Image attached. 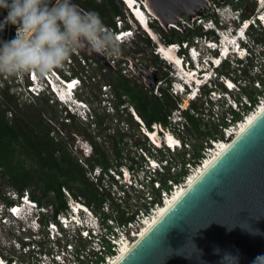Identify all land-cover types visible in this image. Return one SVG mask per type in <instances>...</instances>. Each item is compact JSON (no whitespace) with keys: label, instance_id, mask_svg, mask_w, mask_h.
<instances>
[{"label":"built area","instance_id":"built-area-1","mask_svg":"<svg viewBox=\"0 0 264 264\" xmlns=\"http://www.w3.org/2000/svg\"><path fill=\"white\" fill-rule=\"evenodd\" d=\"M121 1L127 5L126 8L130 12L128 13L136 17L127 1ZM132 1L140 7L139 0ZM236 2L238 0H227V2L225 0L224 3L210 0L208 6L211 17L206 18L207 14L203 13L192 21L183 22V27L202 26L203 34L195 35L192 40L166 43L152 28L150 29L152 34L147 31L154 44L152 47L154 53L167 65L166 71L170 74L167 80V93L173 97L179 95L188 98L191 103L189 106L182 107L177 102V107L172 110V119L169 120L170 115L167 117L168 124L164 126L153 122L152 133H149L141 119L137 118L135 111L130 109L139 123L141 132L153 144L151 148L156 151L166 149V157L145 156L149 169L152 170V177L148 176V181H145L147 183L144 182L147 173L143 172V177L138 181L134 179L135 175H138L135 169L127 166L122 169L119 166L124 180L127 179V188L121 189L123 195L133 186L137 188L141 185L144 197L147 198L144 199L146 205L135 209L130 216L126 217V221L120 223L118 217L106 207V203L105 207L101 206L99 210H95L81 196H74L64 187L62 191L65 207L56 212L51 203L41 204L32 198L30 188L26 187L20 191L7 185L2 190L3 198H0V264H112L121 253L124 242L132 240L139 233L141 226L166 200L173 196L176 189L187 183L189 177L204 164L205 160L215 154L217 144L235 136L240 124L244 123L248 115L258 110L264 101V93L256 94L257 98L253 101L245 92L247 84L259 90L264 88L260 80L264 77L263 72L260 71L252 76L247 75V70L258 68L257 60L252 61L255 42L264 48V41L257 42L251 34V28L244 31L245 26L249 24L250 27L263 32L264 11L243 17L242 8L238 7ZM256 2L259 9L264 7L261 0ZM215 13L217 20L212 18ZM6 14H2L0 19H3ZM116 19L120 24L116 26V30L110 29V31L115 33L120 45L123 36L122 33H117L120 30L117 31V29L122 27V21L118 17ZM4 32L8 33L10 39L11 36H15L16 28L8 25ZM208 33L213 35L209 36ZM4 37L5 34L0 36V39ZM162 47L172 50L174 59L164 58L159 51ZM262 53L264 58V51ZM73 54L78 60H83L78 51ZM72 57L73 55L68 58L66 65H73ZM130 63L132 66L135 65L131 61ZM83 64L86 65V62ZM138 68L136 65V69ZM66 73L70 74V70H66ZM235 73H238V79L234 78ZM78 75L87 79L86 74L79 72ZM162 84L163 81L159 79L153 85L154 87H151L152 93L155 95L163 93ZM72 87V79L60 75L56 70L43 78L35 73L0 75V93L6 89L22 100H35L36 97L46 96L53 102L63 105L59 100L65 99ZM221 87L224 89L220 90ZM233 93H243V96H240V99L232 97L230 94L233 95ZM200 98L205 100L208 104L207 109H211L212 113L224 107L221 121L217 118L218 123L214 125L219 127L220 137H208L201 151L202 155L197 160L195 156L189 155L184 161L174 163L171 155L176 149H183L189 142L177 133L176 136L175 133L169 132L168 125L172 123L178 128L187 127L185 111L203 120L202 110L191 107V104ZM78 102L81 105V115L87 117L88 103L85 100H78ZM172 129L175 130V127ZM159 131L162 133L161 137L158 136ZM150 134L157 136L158 143ZM168 134L175 138L177 147L168 143ZM143 162L147 163L144 158ZM112 170L108 169V172L113 177ZM163 172L174 174L175 177L178 176V179L168 178L167 184L163 185L159 179L155 178L157 174ZM120 173L118 170L116 175ZM101 175L108 176L106 173L102 174L99 168L97 176ZM132 178L134 183L131 181ZM146 184H153L152 188L156 189L158 194L153 195V192L144 186Z\"/></svg>","mask_w":264,"mask_h":264},{"label":"trees","instance_id":"trees-1","mask_svg":"<svg viewBox=\"0 0 264 264\" xmlns=\"http://www.w3.org/2000/svg\"><path fill=\"white\" fill-rule=\"evenodd\" d=\"M117 1L118 0H73L77 6L86 12H97L105 26L109 27L111 30H116L114 17L120 18L122 22L125 21V17ZM119 1L122 4V1ZM217 2H219V0H217ZM1 16L2 15H0V17ZM242 16L249 17V14L242 10ZM154 20L155 24H153L154 21L151 20L150 27L155 30L166 43L190 40L189 36L191 33L194 35L203 34L201 27L193 31L192 28L184 27L191 32L190 34H184L181 27H179V29L170 27L169 29L172 33L166 35L162 27L159 26L158 21L155 18ZM125 24L126 27L129 26L126 22ZM251 34L257 42L264 41V36L260 30L251 27ZM12 38L11 36L10 39ZM142 41L150 48L153 63L158 65L161 60L153 51L152 47L154 44L151 39L145 36ZM123 43H121L120 46ZM121 51L123 52V50ZM135 52L141 53L138 49H136ZM122 54L124 57L128 56L126 53ZM158 68L160 69L161 67L158 66ZM108 80L113 86L114 93H112V96L117 100L116 107L117 115L120 117L119 122L125 123L126 129L129 127L130 123V130L134 129L144 139L142 141L134 139L132 143L135 146L138 145L141 149H145L149 155L155 157L154 153L150 151L152 144L141 132L139 123L134 120L127 111L126 103L135 111L148 131H152L151 125L153 122L161 123L164 126L168 124L167 117L169 113L177 107V99L164 89H162L163 93H159V95L149 93L148 90L143 89V85L136 84L120 74H118L117 77L109 75ZM260 80L264 85V77L260 78ZM245 92L250 99L255 101L252 93H249L246 89ZM0 98V105L4 107L0 108L1 176L5 178V182L8 186L20 191L33 185L38 193L30 189V194L31 197L36 199L39 203H51L56 212L64 208L65 198L62 191V187H64L74 196H81L87 204L92 205L96 203V205L99 206L103 198L99 196L97 187L94 183L88 179L87 173L97 166L100 168L102 174H108L113 180L108 169L115 168V170H117V166L123 164V159L127 161L125 164L127 167L134 169L133 164L136 162L132 160V157H129V149L127 147L128 141L123 139L124 136H128L127 132L120 133V131L117 130V134L113 135V138L117 137L112 149L113 159H111L107 151L100 148L89 134L85 132V138L91 142L92 155L90 158L87 157L85 159L86 163H84L85 166H83L80 161L67 150V146L63 140L50 134L52 127L48 121L57 118V114L53 109V102L49 103L48 97H36L35 105L26 106L22 110L17 109V113H14L11 119L6 118V112L10 110L9 108L12 105L15 107L18 106L19 103L16 102V100L19 98L9 93L6 89L2 90ZM56 104L58 103L56 102ZM120 105L122 106L121 108H119ZM191 107L196 108L194 103L191 104ZM118 111H121V114H119ZM123 113H126L125 117H123ZM184 113L188 125L193 129L196 137L203 139L205 136L211 137V135L214 134L212 129L209 130L210 132L205 131L207 130L206 123L202 124L200 118L193 116L188 113V111ZM64 118L67 119L66 122H69L72 129L77 128L74 114L67 111ZM197 155H199L198 151H196L194 156ZM23 157L28 160L29 163H26L22 159ZM184 160L185 156L183 154L181 156V161ZM129 161H131V163H128ZM113 162H115V164H113ZM155 178L159 179L161 183L165 185V179L159 176ZM1 190L2 189H0V197L2 193ZM116 210L120 211L119 208H116ZM123 221H126V218L118 217V222L121 223Z\"/></svg>","mask_w":264,"mask_h":264},{"label":"water","instance_id":"water-1","mask_svg":"<svg viewBox=\"0 0 264 264\" xmlns=\"http://www.w3.org/2000/svg\"><path fill=\"white\" fill-rule=\"evenodd\" d=\"M139 1L165 29L192 21L210 2ZM225 252L238 264L264 255V111L117 264H219Z\"/></svg>","mask_w":264,"mask_h":264},{"label":"rangeland","instance_id":"rangeland-1","mask_svg":"<svg viewBox=\"0 0 264 264\" xmlns=\"http://www.w3.org/2000/svg\"><path fill=\"white\" fill-rule=\"evenodd\" d=\"M217 1V0H214ZM118 5L123 13V16L125 17V21L121 22L122 25L125 24V22L131 27L133 36L130 38L125 39L124 43L120 46L121 51L119 56L112 57L107 56L106 54H98L95 52H92L89 50V48L86 45H81L77 51L79 55L83 58V60H78L77 57L73 55V65L64 64V68H62V71L66 73V70L74 71L75 73H82L86 74L87 82H85V85L83 86L81 93L78 94L79 98L84 99L88 103V107L90 110V113L87 115V117H83L80 113H76V129H72L69 122H66L67 119L64 118L65 111L61 107V105L56 104V102H53V100L49 99V103L53 102V109L55 113L57 114V118L51 119L48 121L50 126L52 127V131L50 134H52L54 137H57L58 139H61L64 141L65 145L67 146V150L71 152V154L80 161V163L85 166L84 163L85 159L87 157L90 158L92 155V148H91V142L85 138V132L89 134V136L97 143V145L102 148L103 150L107 151L111 159H113L112 155V149L113 144L115 142V138H113V135L117 134V130L120 131V133L127 132L128 136H124L123 139L128 141V149H129V157H132V160H134L136 163L133 164V167L135 169V172L138 173V175H135L134 179H141L142 173H147V177H144V182L148 181V176L152 177V170L149 169V164L147 162V159L145 156L149 155L145 149V153L143 154V150L140 149V147L137 145L135 146L132 142L134 139L137 141L144 140L143 137H141L137 131L134 129L130 130V123L129 127L126 129L125 123L119 122V116L117 115V100L113 98L112 93L113 86L111 83H109L108 77L111 75L112 77H117L118 74L122 75L123 77H126L130 79L131 81L135 82L136 84L143 85V89L148 90L149 93H152L151 87H154L153 85L158 82L159 79L163 81L162 89H164L167 92V80L169 79V73L167 70V65L164 64L162 61L158 63V65L154 64L152 61V57L150 54V48L147 47L142 39L147 36L146 32H144L141 27L138 25L137 21L134 19L133 16H131L129 13V10L126 8V5L121 4V2L118 0ZM220 3H224L225 0H219ZM227 2V0H226ZM238 7L242 8V10L251 15L257 12H263L264 7L262 9L258 8L256 0H238L236 2ZM78 8L81 10V12H85V10L81 9L79 6ZM144 11L145 8L143 7ZM129 12V13H128ZM147 12V11H146ZM204 13L207 14L206 18L211 17V12H209V7H207L204 10ZM6 14V12L0 13V15ZM151 17V19L154 21L153 24H155L154 16L147 12V19ZM117 17H114L116 26L120 24L117 22ZM205 18V17H204ZM205 18V19H206ZM214 20H217V14L215 13L213 15ZM199 24V23H198ZM160 26V24H159ZM202 27V26H201ZM108 30L109 27L106 26ZM179 28V26H177ZM176 28V29H177ZM183 29L184 34H190L188 30H186L183 26H181ZM198 27L192 28V31L195 30ZM163 32L168 35L171 34L172 31L167 28H163ZM156 33V31H155ZM157 34V33H156ZM209 36H212L213 33H208ZM262 35L264 36V33L262 32ZM195 35L191 33L190 40ZM8 33H5L4 40L9 39ZM150 38V37H149ZM137 43V44H136ZM256 47L254 48V54L252 61L255 62L257 60V66L258 68L256 70L249 69L247 70V75L254 74L256 75L260 71L264 74V58L262 57L264 48L260 44L256 43ZM138 49L141 51V53H136L135 50ZM122 53L128 54V56H125ZM158 56V55H157ZM159 58V56H158ZM160 59V58H159ZM84 61V62H83ZM130 61L132 63H135V65H131ZM249 61V60H247ZM86 62V65L83 63ZM136 65L139 67L136 69ZM158 66L161 68L159 69ZM259 69V70H258ZM235 79H238V73H235L234 75ZM156 78V82L153 83V79ZM149 84V85H148ZM108 89V90H105ZM224 88H220V90H223ZM246 90L249 93H252V96L256 99V94H262L264 93V88L262 90H259L252 86L251 84H247ZM2 93V91H1ZM232 97H236L240 99V96H243V93H233L230 94ZM175 99H177L178 103L181 104L182 107L189 106L191 101L188 100L187 104H184L185 99L183 96L174 95ZM108 98V99H107ZM1 99V98H0ZM19 100V101H18ZM16 102H18V106L12 105L6 112V118L11 119L14 116V113H17V109H24L26 106L35 105V100L29 99V100H22L17 99ZM196 106V109L199 111L202 110V117L200 122L206 123L207 130H205L204 126L202 125L203 129L205 131L210 132L209 130L212 129L213 133L211 137L217 138L220 137V131L219 127L214 126L215 123H218L217 118L221 121L222 114H224V107H222L218 112L212 113L211 109H207V103L203 98L197 99L193 102ZM127 105V111L131 114L129 111L131 107H129V104ZM122 106L120 105L119 108ZM0 108H4L0 105ZM68 110V109H66ZM132 110V109H131ZM209 111V112H208ZM119 114H121V111H118ZM175 113V111H174ZM47 115V113L45 112ZM173 112L171 111L169 113L170 119L173 117ZM126 113H123V117H125ZM132 118L135 120L134 116L131 114ZM175 116V114H174ZM61 117V118H60ZM212 123V124H211ZM175 127V130L172 128ZM166 130V129H165ZM169 132L176 133L178 136H181L183 139H187L189 142L188 145H186L183 149H176V151L171 155L173 162L178 163L181 161V156L184 154L185 157L187 156H194L196 154V151H198L197 156H195V159L200 158L202 155V149L205 145V142L208 141V137H204L203 139L196 137L195 132L193 129L188 125L185 126L184 129L181 128V126L178 128V126L171 123V125H168ZM218 134V135H216ZM162 136V133L159 131V135ZM177 136V135H176ZM148 139V138H147ZM149 140V139H148ZM151 143V142H150ZM153 145V144H152ZM148 146V145H147ZM150 151L154 153L155 157L163 158L166 157V149L161 151H156L153 148L150 147ZM146 160L145 162H143ZM26 163H29L28 160L22 158ZM131 160V161H132ZM129 161L128 163H131ZM126 160L123 159V164L120 165L122 169L126 166ZM115 164V162H113ZM173 164V163H172ZM140 165H143L141 168H139ZM117 170L120 171V167L117 166ZM117 170L113 168L111 172L114 173L113 179L109 178L106 175L97 176V173L99 171V168L95 166L91 172L87 173L88 179L91 180L94 185L97 187L98 194L101 198H103V201L101 202V205L97 206L96 203L92 204L93 208L95 210H99L101 206L108 207L110 212L112 214L116 215V217L120 218H126L127 216H130L135 209L146 205L144 203L145 198L143 191L141 190V185L137 186L135 188L134 186L130 188L125 195H123V192L121 189L127 188V179L124 180L123 175L120 173L119 175H116ZM142 170V172H141ZM2 170L0 169V189H4V187H7V183L5 182V178L1 176ZM156 176H159L162 179H165V185L167 184L168 178H176L178 179V176L175 177L174 174H170L167 172H163L162 174H157ZM134 179L132 178L131 181L133 182ZM134 183V182H133ZM147 183V182H145ZM147 187V189L151 190L153 192V195L158 194V191L154 188H152L153 184H146L144 185ZM101 187V188H100ZM29 188L34 191L35 193H38L37 189L30 185ZM1 190V191H2ZM119 190V191H118ZM121 195V196H120ZM122 195L124 197H122ZM1 199L2 193H1ZM116 208H119L120 211L116 212Z\"/></svg>","mask_w":264,"mask_h":264},{"label":"clouds","instance_id":"clouds-1","mask_svg":"<svg viewBox=\"0 0 264 264\" xmlns=\"http://www.w3.org/2000/svg\"><path fill=\"white\" fill-rule=\"evenodd\" d=\"M3 12L7 14L0 19V36H4V29L8 25L15 26L16 32L10 40L0 39V75L35 73L43 78L56 70L60 75L72 79L70 94L59 102L75 106V113L71 114L76 115L81 111V107L73 100H84L79 98L78 94L87 79L80 77L73 70L70 74L65 73L62 68L81 45H86L90 51L98 54L119 56L120 45L115 33L106 28L97 12H81L73 0H0V13ZM137 22L140 21L137 19ZM150 22L149 17L147 23L151 29ZM125 25L117 31L126 28L132 31L130 26ZM250 28L247 24L244 31ZM141 29L144 30L142 27ZM125 39L123 38L122 43ZM63 109L68 111L67 108ZM86 111L87 114L90 113V110ZM213 252L218 254L220 249L215 248ZM238 259V256L225 252L219 264H238ZM262 262L264 255L258 256L253 264Z\"/></svg>","mask_w":264,"mask_h":264},{"label":"bare ground","instance_id":"bare-ground-1","mask_svg":"<svg viewBox=\"0 0 264 264\" xmlns=\"http://www.w3.org/2000/svg\"><path fill=\"white\" fill-rule=\"evenodd\" d=\"M127 4H129V6L131 7V10L133 12H135L136 18L140 21L137 22L138 25L140 26V24L143 26V28L147 31H150V33L152 34V31L149 28V25L147 23V13L144 12V9L140 6V8H137L136 3H133L132 0H126ZM261 3L263 4L264 1L261 0ZM135 4V5H133ZM126 5V4H125ZM133 5V6H132ZM127 7V5H126ZM143 10V11H142ZM146 13V14H145ZM134 17V16H133ZM134 18V19H136ZM136 19V21H137ZM141 27V26H140ZM144 31V30H143ZM145 32V31H144ZM224 44H226V42H224ZM159 51L161 52V54L164 56V58H167L169 60L174 59V52L172 50L165 49V48H160ZM179 62V61H177ZM66 95V94H65ZM68 96V95H67ZM188 103V99H185L184 104ZM264 111V101L260 104V106L258 107V110L254 111L253 113H251L250 115L247 116V118L245 119L244 123H241L239 126V129L236 131L235 136L233 137H229L228 139H225L223 141H221L220 143L217 144V150L215 152V154L210 157L207 158L204 162V164L202 166H200V168L198 170H196L194 172V174H192L187 183H185L183 186L178 187L176 189V191L174 192L173 196L166 200L165 203L163 205H161L159 207V209H157V211L152 215V217L149 218V220H147L144 225L141 226V229L139 230V233H137L135 235V237L130 240L129 242H124L123 246H122V251L121 253L114 259L112 264H117L122 258L123 256L126 254V252L137 242L139 241L144 235L145 233L160 219V217L177 201L178 198H180L193 184L194 182L215 162V160L230 146V144L244 131L246 130L254 121L255 119ZM136 114V113H135ZM137 118L138 115L136 114ZM141 121V120H140ZM149 133H152V131H148ZM154 141L156 143H158V139L156 138L157 136L154 134H150ZM167 141L169 144L174 145V147L176 146V141L175 138L173 136H171V134L167 135Z\"/></svg>","mask_w":264,"mask_h":264}]
</instances>
